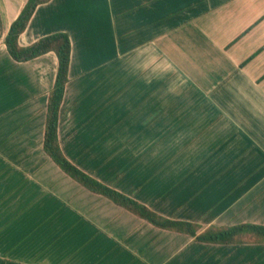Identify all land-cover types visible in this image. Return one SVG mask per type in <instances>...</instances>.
Returning a JSON list of instances; mask_svg holds the SVG:
<instances>
[{
	"label": "crops",
	"instance_id": "crops-1",
	"mask_svg": "<svg viewBox=\"0 0 264 264\" xmlns=\"http://www.w3.org/2000/svg\"><path fill=\"white\" fill-rule=\"evenodd\" d=\"M27 0H0V264H264V243H204L148 223L44 152L53 52L4 44ZM68 35L65 158L172 221L264 226V0H50L21 47Z\"/></svg>",
	"mask_w": 264,
	"mask_h": 264
},
{
	"label": "trees",
	"instance_id": "trees-1",
	"mask_svg": "<svg viewBox=\"0 0 264 264\" xmlns=\"http://www.w3.org/2000/svg\"><path fill=\"white\" fill-rule=\"evenodd\" d=\"M48 1L50 0H27L17 18L10 25L4 40L8 54L16 62H26L48 52H53L56 56V75L52 89L48 93L43 135V150L48 157L65 174L89 191L105 196L116 205L125 208L155 227L185 233L204 243H264V226L256 224H240L230 227L211 226L197 234L199 226L168 220L156 214L144 205L86 175L65 158L58 143L57 123L64 88L68 81L71 49L68 35L63 32H57L44 36L25 47H21L18 44V37L25 30L36 7Z\"/></svg>",
	"mask_w": 264,
	"mask_h": 264
}]
</instances>
